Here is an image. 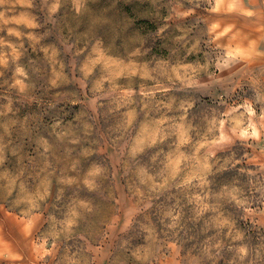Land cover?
Masks as SVG:
<instances>
[{
    "label": "clouds",
    "instance_id": "clouds-1",
    "mask_svg": "<svg viewBox=\"0 0 264 264\" xmlns=\"http://www.w3.org/2000/svg\"><path fill=\"white\" fill-rule=\"evenodd\" d=\"M0 264H264V0H0Z\"/></svg>",
    "mask_w": 264,
    "mask_h": 264
}]
</instances>
